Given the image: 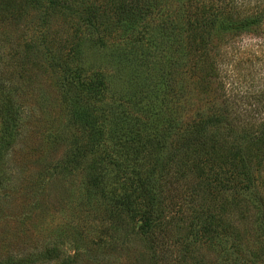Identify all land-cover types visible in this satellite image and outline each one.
I'll use <instances>...</instances> for the list:
<instances>
[{
	"label": "rangeland",
	"instance_id": "374dc122",
	"mask_svg": "<svg viewBox=\"0 0 264 264\" xmlns=\"http://www.w3.org/2000/svg\"><path fill=\"white\" fill-rule=\"evenodd\" d=\"M146 1L151 9L132 21V33L123 34L118 28L110 39L104 31L96 45L82 39L66 13L55 11L49 16L56 44L81 43L82 52L72 63L66 62L67 67H62L64 63L57 67L54 59L33 62L29 55L28 42L37 34L34 28L43 16L41 9L26 6L23 16L11 22L0 20L1 79L17 88V104L25 111L22 134L0 165V261L56 250L57 258L36 264H264V144L255 139L264 130V0ZM152 1L160 4L155 10L169 26L178 27L171 36L188 47L189 57L185 50L167 56L182 63L196 61L200 46L191 41L193 33L189 39L175 35H186L203 17L209 27L214 25V15L220 19L209 40L218 70L204 79L198 66L175 83L180 110L174 116L179 126L186 124L191 130L197 122L209 121L206 150L221 161L215 160L214 168L207 167L204 173L193 169L198 156L182 152L175 157L180 159L176 165L165 167L171 145H179L183 130H163L169 140L156 165L153 160L158 154L141 149L146 137L151 143L156 137L152 126L128 147L115 149L116 141H108V135L119 133L122 143L127 128L109 117L110 105L118 118L135 117L138 129H144L145 123L152 125V61H162V54L156 52L159 46L152 47ZM227 15L239 24H253L237 35L221 36L219 25ZM112 25L108 22L105 27ZM57 53L54 57L61 56L65 62V56ZM77 65L86 74L105 72L108 99L101 104L87 102L96 126L104 130L100 150L81 160L74 156L68 165L80 148L76 142L91 138L71 122L72 94H67L61 81V71ZM97 158L104 165L99 166ZM94 178H102L103 185H92ZM146 181L162 205L160 220L153 226L142 224L138 216L114 220L116 212L107 201L110 194L122 198ZM207 184L213 189H207ZM143 191L134 196L141 200ZM204 225L215 234L214 240L203 235Z\"/></svg>",
	"mask_w": 264,
	"mask_h": 264
},
{
	"label": "trees",
	"instance_id": "16d2710c",
	"mask_svg": "<svg viewBox=\"0 0 264 264\" xmlns=\"http://www.w3.org/2000/svg\"><path fill=\"white\" fill-rule=\"evenodd\" d=\"M211 1L217 2L218 0ZM229 1L230 3L232 2L231 0ZM228 5L234 8L229 2ZM26 6H31L37 10L41 9L43 12V16L37 27H41L42 30L38 31L37 28H34L37 34L33 38L31 37L28 42L31 45L28 46V52H32L29 54L32 61L35 62L37 59H41L43 64L47 63L49 59H54L57 60V67H61L63 63L62 67H64V65L67 67L66 65H68V63L66 62L72 63L75 61L77 55L82 52V48L80 46L81 43L73 45L72 43L68 44L66 40V44H62V41H57L56 44L55 38L57 33L51 32L49 19L47 21V18H50L49 16L55 13V11L62 15L66 13V17L74 22L76 31L81 34L83 37L82 39L95 41L93 44L96 45V42H99L102 38L100 34L104 31H108L110 39H112L113 32L118 28L119 32L123 34L132 33L134 31V28H132L134 23H132V21L138 20L139 17L144 14L145 10L149 12L151 9V4H148L146 0H103L101 3H98V0H0V20L7 19L11 22L12 18L15 19L23 16L24 12L22 11ZM159 6V3L155 5V2L152 1V23L154 24L152 25V47L159 46L156 52L162 54L161 62L156 60L152 61V125L145 123L144 129H138L136 128L138 120H136L135 117H130L127 114L126 116L118 118L116 117V108L109 104L110 106H108L106 110L109 113V117H113V121L121 120L127 125V128L122 135L125 136L122 143H120L121 135L119 133L116 137L108 135V141H116L115 149L128 147L127 144H132L136 141L141 131L145 132L146 128L152 126V130H154L152 134L156 135V137H152V143L151 140L146 137V142L141 145V149L144 151L147 147L149 148L147 151L158 154L153 160L154 165H156L161 159L159 155L166 151L165 143L169 140V137H166L168 133H164L163 130L167 128L170 130H179L178 132L183 130L181 132L185 134L179 137V145L172 144L171 149L169 148V158L164 160L165 167L172 163L176 165L180 159L177 161L175 157L178 153L179 158V153L182 152L183 154H187L188 157L198 156L194 158L195 163L193 169L196 173H204L203 171H205L207 167L214 168L215 160L218 162L221 161L220 156L215 159V153H209V151L206 150L208 142L207 137L210 136V133L206 129V125L209 121L197 122L191 130L187 128L189 126H186V124H184L183 127L179 126L178 119L174 116L180 110L179 97L177 95L179 89L175 86V83L178 84L181 74H187V76H189V73L192 74L193 70L198 69V66L199 69L203 71L202 76L204 79L212 77L214 72L218 70L217 59L210 56L209 49L213 48V46H211L209 40L212 39L213 27L216 23L220 22V19L218 15H214V25L213 27H209V23H207L208 18L204 19L203 17L202 20L193 24L194 27L192 29L187 30L186 35H175L180 38L189 39V35L193 33V38H195L191 39V41L198 42L197 44L200 46L201 54L196 61L187 59L186 63H182L177 59L171 60L167 57L171 54L174 55L175 52L184 53L183 50L188 53L187 55L189 57L190 52L186 50L188 48L186 45L183 47L181 46L182 41L179 38L171 36L174 34L170 32L178 27L176 25L169 26L170 24L167 18L160 15L159 12L155 10L158 9ZM157 16L159 19L161 18L159 22L153 21V18ZM108 22H113L112 27H105V24ZM240 23L241 24L231 15H227L225 23L222 24L223 26L219 25V34H221V36H234L238 34V31L246 30L247 27L253 24V22ZM214 36H218V32H215ZM66 47L69 48L68 53H65ZM171 48L173 49L171 50ZM56 53L65 56V62L61 60V56L58 58L54 57ZM177 55L182 56L184 54L177 53ZM3 58L4 50L0 44V117L2 122L0 165L6 161L9 150L15 145L22 134L20 128L22 127L21 121L25 113L17 104V88L10 84L6 85L5 80L1 79V70L3 69L1 62ZM173 71L176 72V75L172 73ZM61 73L63 74V80L61 81L67 90V94H72L69 98V109L72 115V119L70 120L72 123H78L82 129L84 131L87 130V134L91 136L89 139L90 141L87 143L76 142L80 148H77L67 160L69 165L71 161L73 162L75 159L81 160L82 157L84 159L87 155L94 154L101 148V143L104 139V130L103 127L96 126L97 120H94L93 115L89 114L87 108L89 103L87 102L95 100V104H101L104 100L106 101L108 99L106 95L108 93L109 78L105 76L103 70H97L93 73L86 74L80 65L74 68L63 69ZM173 116L174 118L172 119ZM255 139L260 142V144H264V130H262ZM176 146H178L179 150ZM74 156L75 159L73 160L72 158ZM199 158L202 160H199ZM97 160L99 166L104 165L101 158H97ZM181 161L183 160L181 159ZM226 161H228V159ZM226 161H223L221 164H224ZM153 169L152 172L154 171ZM199 175L200 174H198V177ZM103 183L104 180L102 178H94L92 180V185H95L97 188L101 187ZM143 189V196L141 200H139L140 198L138 199L134 195H140ZM207 189H213V186L207 184ZM158 190H155V194ZM110 195L107 201L116 212L114 220L117 218L120 219L121 215L128 216L130 219L138 216V220L146 226H153L156 220H160L159 216L163 208L159 198H154L152 189L150 187L147 188V181L145 186H140L139 188L137 186L134 190L121 195L120 197L122 198L115 197L117 199H114V194L111 193ZM203 235H207V238L213 240L216 237H214L215 234H213L206 225H204L203 228ZM57 257L58 254L56 250H52L30 254L18 260L6 259L5 261H0V264H36L48 262Z\"/></svg>",
	"mask_w": 264,
	"mask_h": 264
}]
</instances>
